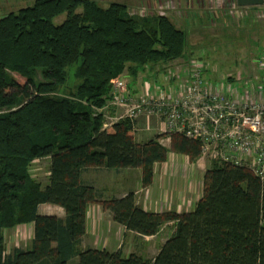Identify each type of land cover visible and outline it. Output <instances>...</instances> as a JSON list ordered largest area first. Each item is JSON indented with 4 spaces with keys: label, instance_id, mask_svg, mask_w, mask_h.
Returning <instances> with one entry per match:
<instances>
[{
    "label": "trees",
    "instance_id": "trees-1",
    "mask_svg": "<svg viewBox=\"0 0 264 264\" xmlns=\"http://www.w3.org/2000/svg\"><path fill=\"white\" fill-rule=\"evenodd\" d=\"M186 43L167 15H135L118 2L34 0L0 17V264H264V183L245 167L211 161L201 197L184 214L145 211L131 191L99 202L81 178L89 168H140L142 186L151 184L168 149L157 136L137 142L129 119L103 127L111 81L182 57ZM70 66L80 81L67 90ZM171 135V151L191 162L200 156L198 141ZM38 158L49 159L45 185L30 173ZM43 203L64 216L38 213ZM94 203L139 236L174 228L151 259L84 248ZM25 224L33 225L30 247L7 252L4 230Z\"/></svg>",
    "mask_w": 264,
    "mask_h": 264
},
{
    "label": "crops",
    "instance_id": "crops-1",
    "mask_svg": "<svg viewBox=\"0 0 264 264\" xmlns=\"http://www.w3.org/2000/svg\"><path fill=\"white\" fill-rule=\"evenodd\" d=\"M184 1L187 8L195 12L192 15L194 21L186 30L192 29L196 31L199 30L198 27H201L210 31L214 29L220 32V34L209 37L211 42L204 43H227V36L231 35L228 32L243 30L244 28H246V31L249 29L254 33V38L259 44L258 47L250 45L248 42L249 38H243L238 42L239 39L234 36L232 37L235 43H237L235 46L236 54H242L244 57L250 56L248 64L252 66L249 69L245 65L243 69L235 73L234 69L231 68V62H227L224 59L220 63L224 64L221 68L217 65L218 63L215 59L212 61L208 57L207 59L198 60L203 65L204 78L209 84H213L212 82L215 80H220L218 84L221 83L220 86L232 96L244 95L247 91L249 92H247L250 96L249 98L259 95L262 84L261 58L264 54V42L262 43L261 41L263 40V36L260 33V28L259 30H256V28L261 24L263 27L262 31H264V2L256 6H234L231 4V0H229V4L225 6L219 4V9L213 13L209 0ZM235 13L239 14V17L241 16L240 18L237 17L236 23L233 22V14ZM203 24L205 26L202 27ZM214 49L217 50V47H214ZM243 60L245 61L247 58ZM143 73L145 71L139 72L132 79L129 78L126 72L122 74L126 82L127 93L135 97L146 93L149 95L160 93L162 87L153 78L145 76ZM188 73L189 71H180V73L176 74L178 76L183 74V76L177 80L174 90H179V87L181 88V85L188 81ZM151 74H154V71ZM147 79H152V81ZM248 87L252 89L249 90ZM108 111H110V114L114 113L111 107H108ZM136 127L137 130L132 132V134H137V142H144L161 134L162 136L158 138V141L163 142V146L168 149L166 159L154 165L151 184L146 187L142 186L140 168H125L120 170H108L102 167L89 168L82 172L81 178L83 182L92 185L97 190L98 196L102 199L119 198L131 191L135 195L136 205L148 212L161 213L173 211L178 214L191 212L202 195L203 176L210 166V161L199 156L195 161L191 162L186 154L170 151L171 136L169 135L171 134L165 131L164 123L161 120L140 117L136 121ZM106 174L114 177L107 187L101 181L102 177ZM40 205L38 213H40ZM55 207L60 208V210L62 209L59 206L51 205L49 212L40 214L63 217L64 211L58 215L55 212ZM28 225L33 231L32 224L21 226ZM21 226H17V228H22ZM167 228L169 232L165 237H161L160 232ZM173 228L174 223L170 222L163 225L156 234L139 236L135 232L125 229L123 225L114 222L110 213L101 210L98 204H90L86 210V233L82 237L81 247L104 248L108 251L119 250L124 257L135 253L145 258H152L172 233ZM95 232L103 233L102 239L99 235V245L94 242H88V245L84 244V238L90 239L88 238L89 235Z\"/></svg>",
    "mask_w": 264,
    "mask_h": 264
},
{
    "label": "built area",
    "instance_id": "built-area-1",
    "mask_svg": "<svg viewBox=\"0 0 264 264\" xmlns=\"http://www.w3.org/2000/svg\"><path fill=\"white\" fill-rule=\"evenodd\" d=\"M203 69L202 63L192 64L188 81L176 92L146 93L138 98L124 95L125 80L114 78L111 104L124 109L110 117L115 121L109 123L132 121L141 112L163 114L165 131L198 141L201 157L245 167L264 183V59L261 91L253 98L247 90L245 96H232L221 86L209 84Z\"/></svg>",
    "mask_w": 264,
    "mask_h": 264
},
{
    "label": "rangeland",
    "instance_id": "rangeland-1",
    "mask_svg": "<svg viewBox=\"0 0 264 264\" xmlns=\"http://www.w3.org/2000/svg\"><path fill=\"white\" fill-rule=\"evenodd\" d=\"M34 0H0V17L5 16L9 12H17L21 7H26L29 6L33 3ZM99 5L101 6H106L111 2H118V3H123L127 5L128 9L131 11V13H134L135 15H156V14H165L167 15L174 23L176 26L180 27L181 29H188V27L191 26V23L194 21L193 20V14L195 12H192V9H188L186 6L185 1L183 0H95ZM211 3V10L213 13L215 10L219 9L218 5H227L229 4V0H209ZM210 6V5H209ZM208 6V7H209ZM78 9L77 11H79ZM241 14V13H240ZM65 14L59 15L53 19V22L55 24H59L62 22ZM233 22L236 23V20L239 17V14L235 13L233 14ZM205 26V24L202 25V27ZM260 28V33L263 36L262 43L264 42V31H262L263 27L261 24L256 28V30H259ZM199 30H186L187 32V43L185 46V53L182 57L174 59L173 61L168 62L167 64H157L154 66L153 69H149L147 66H145L143 69H141L139 72L145 71V76H148L150 78H153L155 82L158 83L159 86L162 87L163 90L167 92H173L174 89L173 87L175 86L176 82L178 79H180L183 74H180L179 76L176 75L181 72H187L190 71V68L192 67V64L194 63H200L201 61L198 59H207L209 57L210 60L215 61L218 63L217 65L221 68L223 67L224 64H220L223 59L227 62H231V68L234 69L235 73H237L238 70L243 69V66L246 65V68L249 69L252 65L248 64V59L249 55L247 57H244L242 54H236L235 46L237 43H235L234 39L232 37L234 36L235 38L241 39L243 38H249V44L250 45H255L258 47L257 40L254 38V33L247 29L244 28L243 30H238V31H230L231 35L227 36V43H204V42H211L209 37H213L215 34H220L219 31L216 30H209V29H203L201 27H198ZM231 38V39H230ZM247 42V40H245ZM200 42V43H199ZM247 42V43H248ZM223 45V46H222ZM214 47H217V50L214 49ZM223 47V49H222ZM242 55V56H241ZM247 60H243V59ZM239 65H241L239 67ZM230 66V65H229ZM226 68V67H224ZM231 69V70H232ZM246 69V70H247ZM74 71H75V66H70L67 68L68 72V79L66 86L63 87L64 89L66 88H73L76 86L80 79L76 78L74 76ZM156 72V74H151L152 72ZM138 72V73H139ZM239 72V71H238ZM171 78H168V77ZM18 81L21 84H24V79L21 77L16 76ZM125 80V79H124ZM149 81H152V79H147ZM220 81V80H219ZM219 81H214L212 82L215 87H220ZM145 94H142V97ZM124 109V107H123ZM123 109L119 110V112L123 111ZM118 112V113H119ZM144 112H141L138 116V119L140 117H146L147 119H158L161 120L163 119V114L162 116L160 113H149L148 111L143 114ZM104 114L106 117V121H112L114 120L112 117L116 113H111L108 111V107L105 108ZM115 121V120H114ZM114 123V122H113ZM135 132V131H134ZM135 134V133H134ZM161 134L157 135L158 138H161ZM172 136V135H169ZM156 137V136H155ZM133 138L137 140V134L133 135ZM161 143V142H159ZM163 145V142L161 143ZM171 144V143H170ZM171 146V145H170ZM171 151V150H170ZM173 152V151H172ZM154 168V166H153ZM48 171H49V159L48 158H38L35 159L30 167V173L33 178H35L37 181H39L42 185H45L48 182ZM114 176V174H112ZM110 175H105L102 177V184L105 185L106 187L110 185V181L112 180ZM153 179V178H152ZM112 183H114L112 181ZM103 199L101 198L99 202H102ZM53 204L49 203H43L40 205V213H46L49 212V207H51ZM99 208L101 210L110 213L108 210L103 209L100 204ZM57 206V205H56ZM39 207V206H38ZM54 207V206H53ZM55 212H57L58 215L62 213V209L55 207ZM111 215V213H110ZM112 217V216H111ZM121 225V224H120ZM21 226V225H19ZM22 227V226H21ZM4 237H5V243H6V251L11 252L14 248H22L26 249L30 247V244L32 242L33 238V231L31 228L28 226H23L22 228H11V229H5L4 230ZM169 232L168 228L166 230L161 231V237H165L167 233ZM99 235L100 238L102 239L103 233L101 234L100 232H95L92 235L90 234L88 238H84V244L88 245L87 243L94 242L95 244L99 245ZM88 236V235H87ZM104 240V239H103ZM103 244V241H102ZM83 245V243H82ZM151 259V258H149Z\"/></svg>",
    "mask_w": 264,
    "mask_h": 264
},
{
    "label": "bare ground",
    "instance_id": "bare-ground-1",
    "mask_svg": "<svg viewBox=\"0 0 264 264\" xmlns=\"http://www.w3.org/2000/svg\"><path fill=\"white\" fill-rule=\"evenodd\" d=\"M222 1V0H221ZM231 4L232 5H234V6H236L237 5V3H236V0H231ZM261 5V4H260ZM237 6H239V5H237ZM264 59V56H262V60ZM121 78H123L124 79V77L123 76H121ZM168 78H171V77H168ZM113 80V79H112ZM112 82V81H111ZM112 86V98H113V85H111ZM173 89H174V87H173ZM179 90H180V87H179ZM161 91L162 92H166V93H168L167 91H165V90H163V89H161ZM175 92L176 91H178V90H174ZM124 95H126V89H125V91H124V93H123ZM142 96V95H141ZM135 97V96H134ZM140 97V96H139ZM112 98H111V100L108 102V107L110 108H112V110L114 111V113H118L119 112V108L118 107H116V106H114L113 104H111V102H112ZM136 98H138V97H136ZM137 119H138V117L136 118V119H134V120H132V132H134V131H136L137 130V127H136V121H137ZM107 119L105 118V122H104V124H103V127H108L109 125H110V123H109V121H106ZM133 135V134H132ZM95 204V203H94ZM110 212V211H109Z\"/></svg>",
    "mask_w": 264,
    "mask_h": 264
},
{
    "label": "water",
    "instance_id": "water-1",
    "mask_svg": "<svg viewBox=\"0 0 264 264\" xmlns=\"http://www.w3.org/2000/svg\"><path fill=\"white\" fill-rule=\"evenodd\" d=\"M263 2L264 0H236L237 5L239 6H256Z\"/></svg>",
    "mask_w": 264,
    "mask_h": 264
}]
</instances>
